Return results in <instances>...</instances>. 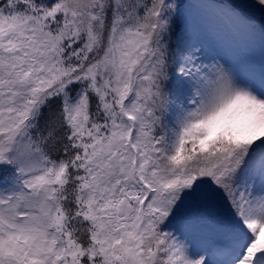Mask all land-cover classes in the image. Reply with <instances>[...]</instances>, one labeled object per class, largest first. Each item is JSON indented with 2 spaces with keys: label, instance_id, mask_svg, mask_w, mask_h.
<instances>
[{
  "label": "snow or ice",
  "instance_id": "6c2138e0",
  "mask_svg": "<svg viewBox=\"0 0 264 264\" xmlns=\"http://www.w3.org/2000/svg\"><path fill=\"white\" fill-rule=\"evenodd\" d=\"M0 264H264V0H0Z\"/></svg>",
  "mask_w": 264,
  "mask_h": 264
}]
</instances>
